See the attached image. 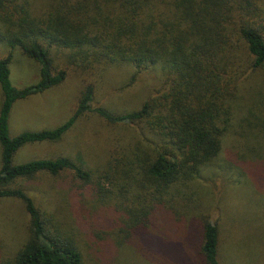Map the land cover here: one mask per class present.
<instances>
[{
	"label": "trees",
	"instance_id": "16d2710c",
	"mask_svg": "<svg viewBox=\"0 0 264 264\" xmlns=\"http://www.w3.org/2000/svg\"><path fill=\"white\" fill-rule=\"evenodd\" d=\"M0 40L10 48L0 58V199L21 201L29 216L12 264H127L139 249L142 264H223L213 211L258 239L243 261L250 236L232 238V264H264V0H0ZM15 48L38 63L34 85H11ZM52 50L84 69L160 65L162 85L117 115L92 108L95 86L86 83L63 124L10 137L13 104L65 79ZM89 113L136 131L102 169L68 158L13 164L22 146L57 142ZM39 175L67 193L85 252L17 186ZM207 180L224 196L212 198ZM207 196L217 202L209 213Z\"/></svg>",
	"mask_w": 264,
	"mask_h": 264
},
{
	"label": "rangeland",
	"instance_id": "374dc122",
	"mask_svg": "<svg viewBox=\"0 0 264 264\" xmlns=\"http://www.w3.org/2000/svg\"><path fill=\"white\" fill-rule=\"evenodd\" d=\"M9 51V46L0 40V58H5ZM67 54H69L68 51L52 50L51 52L53 66L56 70L66 73L61 84L42 94L18 100L13 104L8 120L10 137H15L23 132L41 131L46 128L54 129L63 124L75 110L82 88L86 83L92 82L95 86L92 108L101 107L117 115L139 109L150 95L161 88L163 75L160 65L148 66L138 73L132 65L125 64L103 66L93 63L84 69L69 59ZM8 69L10 83L16 89L34 85L39 80L38 63L23 56L18 48L11 51ZM1 102L2 92L0 89V106ZM54 111L57 113L56 116L53 115ZM50 112H52L51 117L42 115ZM41 115L42 117H40ZM133 132L136 133L125 126H111L96 114L89 113L80 117L57 142L22 146L15 153L12 162L14 165H20L34 160L68 158L86 170L102 169L109 158L113 156L111 155L113 148L117 147L120 150L123 147L127 148L128 140L132 135H135ZM258 142L260 141L253 145L256 150L260 145ZM255 157L256 152L251 155V158ZM55 181L57 180L48 175H39L32 181L19 182L17 186L26 192L36 207L51 217L54 226L77 241L81 250L85 252L82 235L78 232L69 212L67 193L57 188L54 184ZM202 185L204 187L211 185L212 198L216 196V199H219L224 196V186L216 187V183L212 184L208 180L202 182ZM216 204V200L207 196L204 210L209 213L211 209L217 207ZM210 215L213 220L219 222L223 264L234 262L231 259L235 256L231 247V239L236 235L239 237L250 236L252 241V243H249V240L247 243H241V259L246 261L248 256L253 255L251 245L256 247V243H258L254 234L249 235L246 228H241V226L236 232H232L234 225L227 228L226 217L225 219L220 217L216 211ZM28 226L29 216L21 201L11 198L0 199V264L13 263L15 255L27 241ZM225 259L228 262L225 263ZM142 262L141 249H139L127 264H142Z\"/></svg>",
	"mask_w": 264,
	"mask_h": 264
},
{
	"label": "crops",
	"instance_id": "0c3cea01",
	"mask_svg": "<svg viewBox=\"0 0 264 264\" xmlns=\"http://www.w3.org/2000/svg\"><path fill=\"white\" fill-rule=\"evenodd\" d=\"M55 112V114H53V115H57V113H56V111H54ZM42 115H44V116H47V117H51V115H52V112H50V113H43ZM42 115L40 116V117H42ZM47 129H51V128H46V129H44V130H47Z\"/></svg>",
	"mask_w": 264,
	"mask_h": 264
}]
</instances>
